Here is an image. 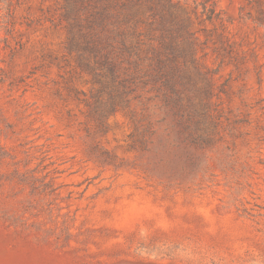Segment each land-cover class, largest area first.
Returning <instances> with one entry per match:
<instances>
[{
  "label": "rangeland",
  "instance_id": "1",
  "mask_svg": "<svg viewBox=\"0 0 264 264\" xmlns=\"http://www.w3.org/2000/svg\"><path fill=\"white\" fill-rule=\"evenodd\" d=\"M77 1L0 0V264H264V0L169 1L182 122L148 89L101 116Z\"/></svg>",
  "mask_w": 264,
  "mask_h": 264
},
{
  "label": "trees",
  "instance_id": "2",
  "mask_svg": "<svg viewBox=\"0 0 264 264\" xmlns=\"http://www.w3.org/2000/svg\"><path fill=\"white\" fill-rule=\"evenodd\" d=\"M162 1L78 0L73 9L66 8V50L109 99L101 116L121 104L128 108L141 98L139 91L148 89L182 122L183 92L192 83L185 66L192 63V53L177 41L183 27L174 22L170 0Z\"/></svg>",
  "mask_w": 264,
  "mask_h": 264
}]
</instances>
